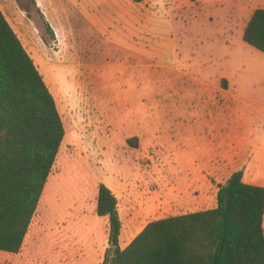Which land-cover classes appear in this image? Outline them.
Instances as JSON below:
<instances>
[{"label": "rangeland", "instance_id": "obj_1", "mask_svg": "<svg viewBox=\"0 0 264 264\" xmlns=\"http://www.w3.org/2000/svg\"><path fill=\"white\" fill-rule=\"evenodd\" d=\"M243 5L233 26L229 53L216 56L218 45L207 43L216 56L209 59L233 71L230 95H221L209 105L201 93L200 98L187 102L189 110L184 117L177 107L169 115L161 102L153 100V93H161V87L153 88V81H160L154 71L126 67L115 56L104 55L100 49L103 42L96 34H87L81 15L70 7L59 4L53 10H42L36 0H0V11L42 73L65 130L49 175L46 203L41 212L36 209L19 253L0 252V264H103L105 256L111 257L108 221L96 215L95 192L100 179L104 174H116L115 169L124 163L137 162L136 179L142 183L150 175L166 172L168 165L183 157L165 148L135 153L127 140L123 144L124 136L129 140L146 135L160 141L171 132L233 128L248 151L245 183H262L264 187V53L239 37L253 11L264 8V0H244ZM43 19L52 36L44 29ZM202 28L216 33L221 25ZM194 56L188 50L186 58L193 64ZM187 64L182 58L175 60L180 69L194 68ZM221 86L227 88L228 81L222 79ZM142 161L148 167L140 165ZM230 170L222 168V180ZM173 172L177 173L170 174ZM174 199L175 194L168 209L160 210L154 218L177 214L180 206Z\"/></svg>", "mask_w": 264, "mask_h": 264}, {"label": "crops", "instance_id": "obj_2", "mask_svg": "<svg viewBox=\"0 0 264 264\" xmlns=\"http://www.w3.org/2000/svg\"><path fill=\"white\" fill-rule=\"evenodd\" d=\"M243 1L143 0L136 3L132 0H36V4L42 10H53L56 5L64 4L79 13L88 27L87 34L92 36L94 33L103 42L100 49H104V55L115 56L119 64L126 67L154 71L160 81H153V88L161 87V93H153V100L161 102L163 111L169 115L177 107L185 117L189 110L187 102L191 98H200L201 93L209 105L217 102L221 95H230L233 71L210 59L221 54L225 57L233 47V26L240 19ZM215 24L221 25L216 33L205 32L202 28ZM242 34L243 31L240 38ZM208 42L217 44L220 53L214 56ZM188 50L194 52V64L186 58ZM181 58L194 68L175 66V60ZM222 79L228 81L227 88L221 86ZM87 102L89 105L90 101ZM177 119L183 121L182 118ZM171 133L164 134L160 141L137 135L134 137L136 147H128L140 154H146L152 148H165L183 155L180 161L168 165L164 169L166 172L150 175L149 179L138 183L137 162L124 163L115 169L116 174H104L100 179L99 184L109 188L117 199L121 222L120 249H124L147 223L165 218H154V214L168 209L173 194L174 202L180 206L175 215H183L214 208L218 185L235 171L243 170L242 179L246 182L248 151L239 141L237 130L210 128L208 132L198 129ZM128 138L123 137L124 145ZM144 161L140 165L146 163ZM146 165L145 168L148 167ZM228 167L231 170L222 180V168ZM170 171L177 173L170 174ZM252 185L262 186V183ZM97 189L98 186L96 198Z\"/></svg>", "mask_w": 264, "mask_h": 264}, {"label": "trees", "instance_id": "obj_3", "mask_svg": "<svg viewBox=\"0 0 264 264\" xmlns=\"http://www.w3.org/2000/svg\"><path fill=\"white\" fill-rule=\"evenodd\" d=\"M242 40L264 53V8L253 11ZM64 135L52 94L0 11V252L19 253ZM242 178L238 170L218 185L214 208L153 220L124 249L117 199L100 183L96 215L108 221L112 252L103 264H264V187Z\"/></svg>", "mask_w": 264, "mask_h": 264}, {"label": "bare ground", "instance_id": "obj_4", "mask_svg": "<svg viewBox=\"0 0 264 264\" xmlns=\"http://www.w3.org/2000/svg\"><path fill=\"white\" fill-rule=\"evenodd\" d=\"M41 69L45 70V72L48 74L47 70L45 67H41ZM58 159V158H57ZM50 177L49 179L47 180V183L45 185V188L43 190V193L41 195V198H40V203H39V206L37 208L38 211H42L43 207H44V204L46 203V200L48 198V195H49V187H50Z\"/></svg>", "mask_w": 264, "mask_h": 264}]
</instances>
